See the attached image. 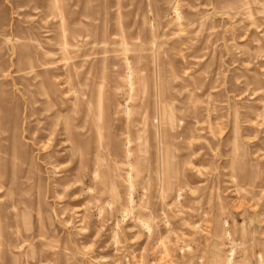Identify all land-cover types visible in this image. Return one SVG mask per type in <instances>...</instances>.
Masks as SVG:
<instances>
[{"label":"rangeland","instance_id":"obj_1","mask_svg":"<svg viewBox=\"0 0 264 264\" xmlns=\"http://www.w3.org/2000/svg\"><path fill=\"white\" fill-rule=\"evenodd\" d=\"M264 264V0H0V264Z\"/></svg>","mask_w":264,"mask_h":264},{"label":"built area","instance_id":"obj_2","mask_svg":"<svg viewBox=\"0 0 264 264\" xmlns=\"http://www.w3.org/2000/svg\"><path fill=\"white\" fill-rule=\"evenodd\" d=\"M127 264H129V263L127 262Z\"/></svg>","mask_w":264,"mask_h":264}]
</instances>
